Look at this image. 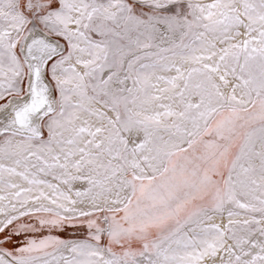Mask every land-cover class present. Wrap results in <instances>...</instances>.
I'll return each mask as SVG.
<instances>
[{
    "label": "snow or ice",
    "instance_id": "1",
    "mask_svg": "<svg viewBox=\"0 0 264 264\" xmlns=\"http://www.w3.org/2000/svg\"><path fill=\"white\" fill-rule=\"evenodd\" d=\"M0 264H264V0H0Z\"/></svg>",
    "mask_w": 264,
    "mask_h": 264
}]
</instances>
